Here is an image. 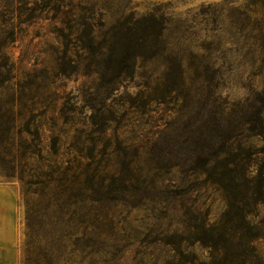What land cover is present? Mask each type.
<instances>
[{
  "label": "rangeland",
  "instance_id": "374dc122",
  "mask_svg": "<svg viewBox=\"0 0 264 264\" xmlns=\"http://www.w3.org/2000/svg\"><path fill=\"white\" fill-rule=\"evenodd\" d=\"M135 23L145 37L139 53L114 71L106 43ZM91 33L93 52L79 40ZM212 109L255 153L252 170L264 164V141L253 136L264 130V0H0V186L17 195L20 264L26 212L48 199L24 194L20 178L49 184L64 169L93 188L94 246L86 254L68 244L59 264L211 263L209 248L186 249L187 232L177 237L184 250L163 236L182 232L181 213L194 202L211 221L226 208L219 186L184 171L187 140ZM122 176L132 192L120 190ZM66 199L61 219L74 221L81 197ZM251 201L241 206L254 213L258 237L245 256L264 264V206Z\"/></svg>",
  "mask_w": 264,
  "mask_h": 264
},
{
  "label": "trees",
  "instance_id": "16d2710c",
  "mask_svg": "<svg viewBox=\"0 0 264 264\" xmlns=\"http://www.w3.org/2000/svg\"><path fill=\"white\" fill-rule=\"evenodd\" d=\"M137 31L139 28L135 23V26L128 28L124 34L118 32L111 34V38L106 44L108 45L109 57L113 63L111 68L114 71L118 65L138 55V49L142 45L141 39L145 37L138 36ZM61 35L66 37L65 34ZM89 38L81 37L79 40L84 49L93 52L98 37L91 33ZM220 115V111L210 110L207 118H203L199 127V134L187 140L191 166L184 171L191 175L203 176L205 183L219 186L226 198V208L217 221H211L209 213L204 212L194 202L181 213L183 219L182 232H180V228H176L173 232L165 234L163 241L165 244L173 245L176 250H184V242L178 240L177 237L183 236L187 232L185 241H187L188 246L185 245L186 249L199 243L213 252L211 263L202 260L198 264H247L248 259L245 255L249 250L254 249L252 247H254V241L258 234L257 227L251 225L249 221V216L254 215V213L244 209L241 202L246 197L252 200L251 203L256 210L260 206H264V164L256 163L257 168L252 170L255 153L244 150L239 142V134L232 132L234 129L230 128L227 131L223 128ZM261 119H264V114L261 115ZM193 121H196L194 116L190 122L191 127L196 126ZM38 130L36 129V132ZM25 131L29 132V130ZM253 131V136H262V141H264V130ZM55 147L54 144V152H57ZM34 153L32 151L31 155ZM186 163H188L187 160ZM82 176L83 172L70 174L68 169H64L59 176L50 178L49 184H45V181L38 177L36 178L39 180L36 182L30 180L24 184V178H20L23 182L24 194L46 195L48 198L44 206L37 205V208H31L26 212L28 232L25 243L27 247L25 264H59L61 251L68 244L79 245L82 252L84 251L86 254L93 248L94 218L92 204L96 200L89 195L93 188L90 185L82 184ZM85 176L88 177L87 174ZM73 178L78 179V184L82 187L77 190L73 188L71 184V182H75ZM86 180L91 181V178L88 177ZM121 180L124 185L120 189L121 191L132 192V188L137 187L134 186V182L128 176H122ZM52 181L58 183L51 186ZM62 181L65 183H61ZM29 184L44 185L41 188L31 190ZM183 194L182 192L176 193V197ZM67 196L81 197L79 201L82 206L79 210H82V214L74 221L73 219H61V211L65 205H68L66 203ZM77 202L69 205H76ZM70 228L74 229V232H68ZM255 229L256 232H254ZM251 233L254 234L249 240L246 237ZM194 262L196 261H189L191 264Z\"/></svg>",
  "mask_w": 264,
  "mask_h": 264
},
{
  "label": "crops",
  "instance_id": "0c3cea01",
  "mask_svg": "<svg viewBox=\"0 0 264 264\" xmlns=\"http://www.w3.org/2000/svg\"><path fill=\"white\" fill-rule=\"evenodd\" d=\"M17 219L16 192L0 186V264H20Z\"/></svg>",
  "mask_w": 264,
  "mask_h": 264
}]
</instances>
